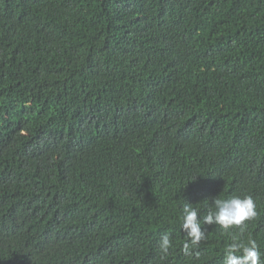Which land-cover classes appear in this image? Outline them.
<instances>
[{"label": "trees", "instance_id": "obj_1", "mask_svg": "<svg viewBox=\"0 0 264 264\" xmlns=\"http://www.w3.org/2000/svg\"><path fill=\"white\" fill-rule=\"evenodd\" d=\"M17 1L0 0V264H223L233 237L264 264V0H67L64 24L60 0ZM246 193L255 224H203ZM185 203L206 234L190 255Z\"/></svg>", "mask_w": 264, "mask_h": 264}, {"label": "clouds", "instance_id": "obj_2", "mask_svg": "<svg viewBox=\"0 0 264 264\" xmlns=\"http://www.w3.org/2000/svg\"><path fill=\"white\" fill-rule=\"evenodd\" d=\"M67 0H60V11L58 10V16H60L58 22L64 24V18L62 14H65V7L68 5ZM7 2V1H6ZM17 6L29 5L26 0H18ZM76 32V23H71ZM240 196H234L229 199L212 198L214 204V210L209 211L207 215L203 217L204 225L218 224L222 229L228 230L232 226H236L240 229L241 233L244 231L245 223H256L258 211L255 202L252 198L254 196L250 193H246ZM192 203H185L183 205L182 223L180 225L181 230L188 237L182 245V252L185 255L192 254L190 249L198 247L201 240L206 239L204 228L201 226V221L198 219V210L191 206ZM171 247V240L168 233L161 236L159 241V248L167 254ZM237 253H241L237 255ZM223 264H262L261 253L258 249V245L255 240H249L247 244L239 242L233 237V242L230 243L225 249V258Z\"/></svg>", "mask_w": 264, "mask_h": 264}]
</instances>
